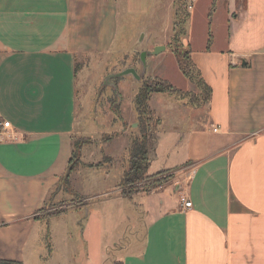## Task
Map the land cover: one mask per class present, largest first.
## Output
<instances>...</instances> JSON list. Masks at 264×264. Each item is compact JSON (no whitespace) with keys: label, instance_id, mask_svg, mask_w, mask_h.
I'll use <instances>...</instances> for the list:
<instances>
[{"label":"crops","instance_id":"crops-1","mask_svg":"<svg viewBox=\"0 0 264 264\" xmlns=\"http://www.w3.org/2000/svg\"><path fill=\"white\" fill-rule=\"evenodd\" d=\"M122 1L0 0V121L8 120L15 135L0 140V260L36 264L44 244L42 255L50 261L53 218L85 211L77 217L82 235L90 218L103 223L96 208L109 205L122 211L123 230L107 235L106 226H98L96 264H105L108 248L129 229L135 227L137 234L139 216L143 233L116 251L120 264H264V0H209L208 36L200 45L187 32L188 10L184 43L210 95L205 110L203 105L169 109L175 110L179 133L175 139L171 135L174 143L163 154L159 120L146 171L176 169L180 177L130 197L119 186L126 167L116 182L105 183L116 162L109 145L126 135L128 126L120 112L110 118L120 121L108 133L113 137L84 143L80 163L69 175L72 193L88 202L72 206L69 201L64 212L46 215L43 208L62 182L73 140L83 128L76 116V60L111 50ZM176 1L169 4L172 16ZM216 12L222 14L221 27L217 16L213 19ZM139 85L137 80L136 90ZM132 125L137 128L136 116ZM86 144L107 148L100 158L88 150L83 161ZM80 165L90 171L77 187L74 172ZM183 195L190 208L181 206ZM63 233L69 243L71 232Z\"/></svg>","mask_w":264,"mask_h":264},{"label":"rangeland","instance_id":"rangeland-1","mask_svg":"<svg viewBox=\"0 0 264 264\" xmlns=\"http://www.w3.org/2000/svg\"><path fill=\"white\" fill-rule=\"evenodd\" d=\"M170 1L171 0H123L119 10L117 34L111 50L104 55L82 56L76 60V116L81 121L79 124H81L83 128H81V133L77 134L75 138H85L87 137L86 135H89L90 137L98 139L101 138L103 133L108 134L111 131L117 130L120 127L119 119H117L116 122H112L110 118L113 119L118 116L115 115L117 114L115 109L117 108L118 102V98L115 95L118 93L119 96L121 95L122 97V102L118 105V114L121 112L128 126L125 132L126 135L123 134L109 145L110 148L108 149L114 150L116 162L111 164V175L108 179H105L107 185L116 182L118 173L127 167V152L125 151V148L129 145L127 135H135L137 133V128L134 129L132 123L136 116L133 97L135 91L137 92L138 89L136 90L137 80L132 75L128 74L114 80L117 86L116 93L112 86L104 83L105 77L108 74L121 71L128 67H133L139 72L141 70L139 46V48L142 49H149L150 47L153 49L156 46L162 45L166 47L163 51L161 47H159V51L161 50V52L156 55L148 56L149 59L144 79H147V81L156 78L164 79L183 91L182 94L153 92L149 97V108L154 112V117H160V124L157 129L159 136V154H163L164 149L171 147V143H174L173 139L176 138L177 132L179 133V130L174 128L177 120V115L174 113L175 110L169 109L202 105L204 106V110L206 108V102L203 98L207 91H205L204 87L195 79L197 78L196 71L192 70V75H194V79L192 80L185 77L177 67L176 58L172 52L171 40L172 36H178L179 32H177L176 29L179 24H177V27L175 26V15L173 14L172 16V11H170ZM183 1L185 3L182 5V8L185 10L184 12H188L189 9L186 8L187 0ZM208 3L209 0H193V6L190 8L192 18L188 24L187 32L193 37L194 45H200L203 43L204 38L208 36ZM218 12L220 13V11ZM216 16L218 26L221 27L219 16H222V14L218 15L216 12L213 19ZM182 18L184 17L182 16ZM186 20L184 19V21ZM181 21L183 24V19ZM213 26L215 27V21H213ZM138 31V36L127 35L130 32ZM178 38L179 42H183V46L185 47L184 34H179ZM136 41H138L139 44ZM154 41H160L162 43L153 44V46L152 43ZM141 84L142 81H140L139 87ZM153 108L156 110V113ZM82 129H84V131ZM82 133H84V135H82ZM171 135H173V139ZM95 143H98L97 140ZM106 148L107 147L102 148L100 144H86L83 146L81 158L83 161L89 159L88 156L91 152L88 150H92L93 156L100 158L104 154ZM153 169L154 166L152 165L150 170L152 171ZM184 169L187 171L189 168ZM164 170L169 171L163 175H172V177L165 182L170 181L174 176L178 175L179 172V170L177 172L176 169ZM89 171L90 169L86 168L85 165H80L74 172L75 176L78 177V182L76 181L77 187L78 185H82L81 183H83L84 176ZM152 174L154 173H146V175ZM178 176L180 177V175ZM142 185L143 182L135 183L133 188L136 191L133 192V194L137 192L145 193ZM65 186L66 185L61 182L54 188L50 199L43 208L47 213L56 212L61 207L66 206L69 201L72 202V206H78L88 202L85 196L67 192ZM130 196L131 195H128V197ZM105 197L106 196H95V199L100 198L101 200ZM93 209L90 210L91 213ZM96 211L100 213L103 223L101 224L99 220L90 218V226L86 227L87 230L83 231L82 235V228L79 226L77 220L78 218H83L82 216L86 213L85 211L76 210L74 213H68L67 215L53 218L50 228L53 231V257L48 262L47 259L45 260L42 255L45 253V246L43 244L39 256L37 254L38 262L36 264H96L100 259L99 254L96 256L97 247H95L98 240V226L105 225L108 235L112 233H121L124 224L121 222L123 213L116 207H111L109 205L102 206L97 207ZM139 218L137 234H134L135 227L129 229L126 235L113 245V248H108L105 264H118V262L114 260L116 251L120 247L126 245L128 241L135 240V237H141L143 233L142 217L139 216ZM96 221L99 222V224H97ZM82 223H84V221ZM67 230L72 234L69 238V240H71L69 243L63 240V236H65L63 232ZM81 237L85 240L84 251Z\"/></svg>","mask_w":264,"mask_h":264},{"label":"trees","instance_id":"trees-1","mask_svg":"<svg viewBox=\"0 0 264 264\" xmlns=\"http://www.w3.org/2000/svg\"><path fill=\"white\" fill-rule=\"evenodd\" d=\"M185 2L183 0L176 1L175 8V26L179 24L176 29L178 36H172L171 47L172 52L176 58V62L178 65V69L180 72L189 79H194V75H192V70L196 71L197 81L201 86L204 87L205 93L203 100L205 102L208 101L210 95V88L206 85L203 79L200 76L199 70L192 64L189 53L188 45L183 46V42H179V34L183 35L185 32V24L188 18V12H184L185 10L182 8V5ZM182 16L184 18H182ZM184 23L182 24V20ZM181 25V26H180ZM174 26V27H175ZM142 84L138 88L137 92L134 95L133 103L136 111V120H137V133L134 135H130L129 145L127 147V167L123 170L121 175V179L119 182V186L121 187V193L125 196H128L135 192L136 190L133 188L135 183L143 182L142 188H144L145 192H149L152 189L158 187L162 183H164L167 179L172 177L171 174L168 176L163 175L169 170H161L152 175H146L147 167L149 164V152L152 149V145L155 142V130L156 126L159 123V118L154 117V112L148 106V100L153 92H169L174 94H182L183 91L164 79L156 78L151 81H147L144 77L141 79ZM117 98L118 96L115 95ZM201 99V98H200ZM202 100V101H203ZM119 106L115 109V112L118 113ZM113 137V134H103L98 141H105ZM95 143L96 140H92L89 137H77L74 138L72 144V151L68 161V166L64 175L62 176V182L66 185L65 188L67 191L70 189V185L68 182V178L70 173L74 170V168L80 163V150L84 143ZM100 162L96 164H88V166H99ZM67 206L61 207L56 212H48L47 216L57 215L65 211ZM0 264H21L19 261L14 260H0ZM118 264H120L118 262Z\"/></svg>","mask_w":264,"mask_h":264},{"label":"water","instance_id":"water-1","mask_svg":"<svg viewBox=\"0 0 264 264\" xmlns=\"http://www.w3.org/2000/svg\"><path fill=\"white\" fill-rule=\"evenodd\" d=\"M159 47H161L162 51L165 49V46L162 45V46H156L152 50H142L139 52V62L141 65V70L139 72L133 67H128V68H125L121 71H118V72H115L112 74H108L105 77L104 83L112 86L114 88L115 92L117 93V86H116V83L114 81L116 78L129 74V75H132L136 80L141 81V79L144 77L145 70H146V56L147 55H156L159 52H161V50L159 51ZM117 96H118V101H119L120 96L118 93H117Z\"/></svg>","mask_w":264,"mask_h":264},{"label":"built area","instance_id":"built-area-1","mask_svg":"<svg viewBox=\"0 0 264 264\" xmlns=\"http://www.w3.org/2000/svg\"><path fill=\"white\" fill-rule=\"evenodd\" d=\"M186 7L190 9L191 3L187 0ZM15 137L14 133L12 132V125L8 120H1L0 121V140L3 139H13ZM181 206L185 208H190L192 203L190 200H187L185 195L181 196L180 198Z\"/></svg>","mask_w":264,"mask_h":264}]
</instances>
